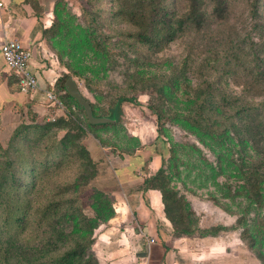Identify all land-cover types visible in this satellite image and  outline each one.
Wrapping results in <instances>:
<instances>
[{"label":"rangeland","instance_id":"374dc122","mask_svg":"<svg viewBox=\"0 0 264 264\" xmlns=\"http://www.w3.org/2000/svg\"><path fill=\"white\" fill-rule=\"evenodd\" d=\"M226 2L221 14L213 3L204 7L202 30L188 28L158 49L127 35L134 27L116 0H50V9L40 8L47 18L45 60L62 82L66 75L76 80L97 116L108 117L118 96L136 95L170 119L161 136L165 146L147 107L125 103L119 122L92 126L62 88V104L43 117H0V264H56L78 240L88 248L72 264L88 258L107 264L97 242L106 244L101 236L118 201L162 164L174 191L177 235L234 238L240 254L264 264V0L258 15L252 0ZM200 83L202 90L194 89ZM204 91L215 107L221 94L231 99L212 117L217 130L206 142L188 130L186 117ZM248 105L242 117L237 110ZM55 141L61 150L52 157L61 165L42 172V151ZM13 172L23 185L13 183ZM58 202L62 208L53 212ZM47 207L52 214L41 219ZM18 208L26 210L20 221Z\"/></svg>","mask_w":264,"mask_h":264},{"label":"crops","instance_id":"0c3cea01","mask_svg":"<svg viewBox=\"0 0 264 264\" xmlns=\"http://www.w3.org/2000/svg\"><path fill=\"white\" fill-rule=\"evenodd\" d=\"M0 1L3 3L0 5V117H43L56 108L46 94L49 81L60 78L45 60L43 34L47 18L43 14L50 9L45 7L50 0ZM41 7L45 10L43 13ZM5 37L17 38L31 49L30 68L38 76V89L29 93L20 91L17 75L6 66L2 56ZM56 89L59 94L64 92ZM117 206L111 226L105 228L101 236L106 244L97 242L99 254L102 253L99 258L107 260V264L111 261L112 264H254L240 254L241 247L234 238L177 235L158 189L126 193ZM151 238L155 239L154 243H149ZM116 239L121 244H117Z\"/></svg>","mask_w":264,"mask_h":264},{"label":"trees","instance_id":"16d2710c","mask_svg":"<svg viewBox=\"0 0 264 264\" xmlns=\"http://www.w3.org/2000/svg\"><path fill=\"white\" fill-rule=\"evenodd\" d=\"M118 5V13L121 14L124 19H126L127 22H129L133 27L134 30L129 32L127 35L131 38H133L135 41L139 42L142 45H148L152 49H158L161 48L165 43L173 40V38L182 31H186L188 28L191 29L192 27L195 28L197 31L202 30L206 25V14L204 11V7L208 5L209 3H213V10L217 14H221L224 12V10L227 7L226 0H178L176 7H172L171 4L167 0H116ZM259 3L260 0H252L251 5L253 6L252 10L253 12L258 15L259 13ZM261 80H264V69L259 71ZM204 70H202L201 75H207ZM69 76L63 77L62 80H58L56 82L57 88H62L66 90L65 82ZM190 78L188 77V80ZM205 83H208L211 87L208 88L211 92H216V88H214L211 84V82L205 81ZM177 84V83H176ZM202 83L194 86V89L201 88ZM202 90V88H201ZM204 90V89H203ZM67 92V91H66ZM67 94H69L67 92ZM203 95L202 98L200 96ZM221 99L223 101H217V103L221 106H228L231 102V99H227V96L224 94H221ZM69 96L73 98L77 103L78 101L72 97L70 94ZM237 99H240V97H237ZM128 103L132 105H139L138 107L141 108L145 112V108H149L152 112V114L157 119V137L162 141L163 145L165 146V141L161 138L165 122L168 120L169 116L164 114L157 106L154 104H144L138 99L136 95H120L116 98L115 101H113L111 111L109 114V118L115 119V122L120 121V117L123 112V104ZM92 104V103H91ZM213 101L209 99V97L206 96V91H204L202 94H199V98L195 101H191V110L189 114L186 116L188 117V130L197 133L200 137V139L203 142L207 141L208 136H210V133L213 134L217 129L216 120H212V117L215 116V113L217 112V109L221 106H213ZM79 106H81L78 103ZM93 106V105H92ZM82 107V106H81ZM83 108V107H82ZM216 108V110H215ZM247 108H251L250 105L247 107L243 106L237 111L241 113L242 117H247V113L245 111ZM84 109V108H83ZM94 111V108H93ZM96 115V113L94 112ZM97 116V115H96ZM170 119V118H169ZM264 121V118L262 119V123ZM115 122H105V123H115ZM90 125H103L105 123H97L93 124L88 121ZM246 124V132H250L251 134H255L254 130L250 127L249 123L244 121ZM185 126V125H184ZM185 128V127H184ZM186 128V129H187ZM29 132H25L24 137L29 139L28 137ZM220 131H218L217 134H219ZM258 134V131H256ZM258 138V136H256ZM62 142L58 144V141H55V143H52L51 146L46 147L42 151V158L40 159V164L42 166V172H46L51 170L53 167H57L61 165L59 158H53L52 156L56 153L57 150H61ZM30 146H33L30 144ZM31 148V147H30ZM63 148V147H62ZM170 151L173 153L174 149L170 148ZM65 154V151L62 149V152L60 154V159L62 158V155ZM165 160V154H162V161ZM13 163V160L10 161V164ZM34 169H37L38 166L35 165L33 167ZM40 168H38L39 170ZM11 179L14 183V180L18 182V186L23 185V181L16 177V173L13 172L11 174ZM169 176L167 175L166 170L163 168V164L157 169L155 173H153L150 176H147L143 183L140 184L137 189L140 190H148L150 188H155L160 190L162 194V199L164 202V209L167 214V216L172 221L173 226L175 227V230L179 232V227L177 224V217L175 215V204L176 201L171 200L169 201L170 197L173 195L174 191L169 187ZM171 189V190H170ZM173 197V196H172ZM169 202H174V205H170ZM58 203H54L53 206V212L61 210L62 207H60ZM24 210L18 208L17 210V219L20 221L22 220V216L25 215V208ZM49 212L48 207L42 210V218ZM52 212L48 213L47 216H50ZM46 216V217H47ZM86 218L84 217V220ZM87 220V219H86ZM88 245L78 240L74 246L71 248L65 249L61 256L56 261V264H72L74 259L84 257L87 252ZM94 258H88L84 261H82L79 264H93ZM95 262L98 264V262L95 259Z\"/></svg>","mask_w":264,"mask_h":264},{"label":"built area","instance_id":"2783aa9c","mask_svg":"<svg viewBox=\"0 0 264 264\" xmlns=\"http://www.w3.org/2000/svg\"><path fill=\"white\" fill-rule=\"evenodd\" d=\"M3 3L0 1V5ZM1 52L6 66L18 77L19 89L22 93H29L39 88L38 76L30 68L32 51L17 38L5 37L1 46ZM57 79L49 81V89L46 90L48 99L54 105H61L60 95L56 89ZM66 92V90H65ZM151 238L149 243H154Z\"/></svg>","mask_w":264,"mask_h":264},{"label":"water","instance_id":"95a60500","mask_svg":"<svg viewBox=\"0 0 264 264\" xmlns=\"http://www.w3.org/2000/svg\"><path fill=\"white\" fill-rule=\"evenodd\" d=\"M66 91L74 97L78 103L84 108L88 121L90 123H105V122H115V119L109 117H100L96 116L93 111V106L91 102L84 96L82 91L80 90L76 80L69 76L65 82ZM144 254V253H142Z\"/></svg>","mask_w":264,"mask_h":264}]
</instances>
